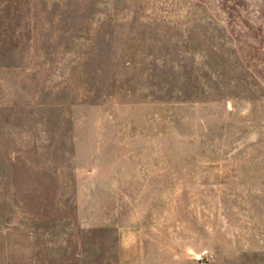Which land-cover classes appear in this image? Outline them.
Wrapping results in <instances>:
<instances>
[{
	"label": "rangeland",
	"instance_id": "374dc122",
	"mask_svg": "<svg viewBox=\"0 0 264 264\" xmlns=\"http://www.w3.org/2000/svg\"><path fill=\"white\" fill-rule=\"evenodd\" d=\"M119 235L264 264V0H0V264Z\"/></svg>",
	"mask_w": 264,
	"mask_h": 264
},
{
	"label": "crops",
	"instance_id": "0c3cea01",
	"mask_svg": "<svg viewBox=\"0 0 264 264\" xmlns=\"http://www.w3.org/2000/svg\"><path fill=\"white\" fill-rule=\"evenodd\" d=\"M111 258L104 264H159L158 242L142 240L139 243L119 238L112 244ZM174 263V262H171Z\"/></svg>",
	"mask_w": 264,
	"mask_h": 264
}]
</instances>
